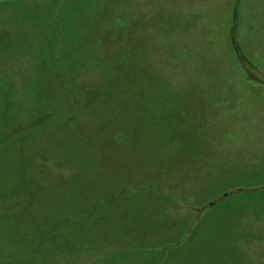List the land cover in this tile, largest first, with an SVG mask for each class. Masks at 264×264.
I'll list each match as a JSON object with an SVG mask.
<instances>
[{
	"label": "rangeland",
	"instance_id": "374dc122",
	"mask_svg": "<svg viewBox=\"0 0 264 264\" xmlns=\"http://www.w3.org/2000/svg\"><path fill=\"white\" fill-rule=\"evenodd\" d=\"M0 264H264V0H0Z\"/></svg>",
	"mask_w": 264,
	"mask_h": 264
},
{
	"label": "flooded vegetation",
	"instance_id": "af4514ba",
	"mask_svg": "<svg viewBox=\"0 0 264 264\" xmlns=\"http://www.w3.org/2000/svg\"><path fill=\"white\" fill-rule=\"evenodd\" d=\"M216 201H217V199L211 200V201L208 202V205H209L210 202L215 203Z\"/></svg>",
	"mask_w": 264,
	"mask_h": 264
},
{
	"label": "water",
	"instance_id": "95a60500",
	"mask_svg": "<svg viewBox=\"0 0 264 264\" xmlns=\"http://www.w3.org/2000/svg\"><path fill=\"white\" fill-rule=\"evenodd\" d=\"M212 204H213V203H212V202H210V203H209V206H212Z\"/></svg>",
	"mask_w": 264,
	"mask_h": 264
}]
</instances>
